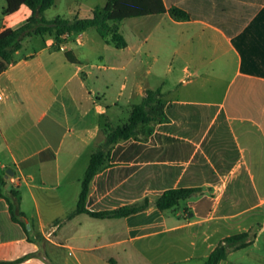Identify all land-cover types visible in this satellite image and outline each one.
Masks as SVG:
<instances>
[{"label": "crops", "instance_id": "crops-1", "mask_svg": "<svg viewBox=\"0 0 264 264\" xmlns=\"http://www.w3.org/2000/svg\"><path fill=\"white\" fill-rule=\"evenodd\" d=\"M85 5L79 8L83 15L75 16H90L97 6ZM31 13V9L22 4L14 12L3 15L0 32L17 26ZM128 21L129 33L124 29ZM163 22L179 26L178 46L172 49V59L175 54L194 53L186 45L187 34L199 31L208 38L206 58L222 55L230 60L234 73L229 93L222 100L183 98L179 93L170 97L173 89H179L177 82L183 83L185 78L175 73L172 61L162 71H154L160 50L152 44L155 38L152 41L151 38ZM119 31L128 42L122 48L106 42L98 31L95 33L90 28L64 34L59 44L53 34L26 37L15 53L16 61L0 73V94L3 95L0 100V172L7 179L6 190L12 187L21 190V209L32 224L31 237H28L23 226L12 219L6 199L0 197V264H203L224 237L244 231L249 233L250 244L231 248L218 264H264V74L243 72L242 56L231 36L203 19L177 20L167 10L125 18L119 23ZM66 50L77 60H69ZM144 55H151L153 61L139 78L140 70L145 67ZM183 70H188L187 66ZM152 74L155 77H150ZM90 82L94 85H89ZM157 88H161L167 104L175 101L218 104L225 112L231 150L239 152L237 160L226 175L221 174L213 159L217 150L214 148L208 153L201 146L204 134L198 136L193 132L191 138L196 149L200 147L206 156L204 164L211 172L210 178L200 184V190L183 200L187 210L176 209L179 204L161 210L155 205L159 191L146 186L151 172L147 169L149 158H142L144 150L123 158L129 141H118L112 151L119 144L125 147L117 149L115 159L97 174L91 183L90 195L97 200L109 192V183L114 181L117 186L136 176L142 195L128 202L148 197L151 203L128 216L99 218L124 219V229L113 225L109 233L100 234L102 243L85 245L82 249L107 248L109 254L99 256L100 262L91 254L89 262L81 258L78 262H69L66 248L73 247L70 242L81 229L77 226L73 232L64 233L63 227L87 213L66 219L72 209L66 211L65 217H57L58 211L52 203L58 195L49 190L62 187L85 148L90 143L94 146L102 128L115 123L118 107L124 104L133 107L143 100L149 89ZM164 123L151 122L132 141L147 144L151 135L160 131L185 135L187 126L183 123H177L176 132L174 126L168 130L162 128ZM166 123L172 126L175 121ZM240 169L248 174L257 202L245 206L246 202H251L249 196L232 193L227 196L228 211L225 212L220 208L225 188ZM240 179L243 184L245 176ZM100 183L104 185L100 187ZM81 190H74L77 202ZM27 203L34 206L26 207ZM82 231V236H91Z\"/></svg>", "mask_w": 264, "mask_h": 264}, {"label": "trees", "instance_id": "trees-1", "mask_svg": "<svg viewBox=\"0 0 264 264\" xmlns=\"http://www.w3.org/2000/svg\"><path fill=\"white\" fill-rule=\"evenodd\" d=\"M55 2L56 0H6L3 15L14 12L22 4H26L32 13L17 26L7 27L0 32V73L16 61L15 53L22 47L26 37L53 34L59 44L66 33L94 27L106 42L122 48L128 44L119 31V23L123 19L168 10L177 20L203 19L220 27L231 36L233 44L239 50L242 71L264 74V0H107L104 5H97L90 16L67 18L57 15L47 18L45 11ZM65 54L69 60H77L70 50H66ZM171 120L175 121L172 126L166 123ZM158 121H165L162 128L167 130L174 126L175 132L178 131L177 123H183L187 126L185 135L160 131L152 134L147 144L132 141L148 124ZM193 132L198 136L204 134L201 146L208 153L211 154L214 148L217 150L213 159L220 173L226 175L237 160L239 152L236 150L235 154L231 150L228 140L230 130L224 110L218 104L177 101L167 104L161 88L149 89L143 100L133 105L127 122L118 125L108 123L102 128L101 133L105 135V139L99 142L98 136L94 141V150L82 178L77 205L67 214L66 219L79 213L98 218L122 217L142 211L150 205L148 197L139 202H128V199L142 195V188L136 184V176L127 178L117 186H114V181L109 183V192L97 200L90 195V186L97 174L111 164L117 149L125 147L119 144L112 151L115 143L120 140L129 141L123 158L141 150H144L142 158H149L147 169L150 168L151 172L146 186L159 191L155 200L159 209L173 208L192 196L200 190V184L210 178L208 175L211 173L204 164V152L200 147L196 149L191 138ZM242 176H245L243 184L240 179ZM213 180L217 181L216 178ZM6 183L7 179L0 172V197L6 199L12 219L20 223L28 237H31L32 224L21 209L22 192L16 187L6 190ZM101 185L102 183L100 187ZM232 193L248 195L251 202H246L245 206L257 202L255 189L243 169L235 171L225 188L220 204L225 212L228 211L227 196ZM248 237L249 233L246 231L224 237L203 264H218L227 257L231 248L250 244Z\"/></svg>", "mask_w": 264, "mask_h": 264}, {"label": "rangeland", "instance_id": "rangeland-1", "mask_svg": "<svg viewBox=\"0 0 264 264\" xmlns=\"http://www.w3.org/2000/svg\"><path fill=\"white\" fill-rule=\"evenodd\" d=\"M106 0H56L54 5L46 9L45 16L47 18H54L57 15H62L67 18H72L75 15H83L80 11V7L90 5H103ZM6 0H0V28L3 22V7L5 6ZM81 5V6H80ZM127 24L130 22L124 23V29L127 33ZM178 28L176 24H167L163 22L159 25L157 30L154 32L151 41L155 38V42L152 43L156 48H159L160 59L155 62L153 66L154 71H162L166 67L167 63L172 61L174 70L176 74H179V77H184L185 82H177L178 90L173 89L170 97H175L178 93L183 98L190 99H218L222 100L225 95H228L230 86L229 83L233 77V70L231 67L230 60L225 56H219L214 59L206 58V51L208 50V38L206 34L201 35L199 31H192L195 33H189L188 41L186 45L194 51L188 53L175 54L173 57V47L178 46ZM93 32H97V29L92 27L90 28ZM31 44L29 45V47ZM28 47V46H27ZM28 47V48H29ZM153 61L151 55H144V69L140 70L139 78L145 75V72L148 68L150 62ZM187 66L188 70L184 71L183 67ZM97 70V69H95ZM150 77H155L151 75ZM168 83H171V80H168ZM203 84V86L201 85ZM93 86V83H89ZM104 101V100H103ZM116 116L114 118V124H123L128 121L132 106L124 104L117 108ZM105 135L100 133L98 141H103ZM86 150L81 154L80 159L77 160L74 164L72 171L68 178L64 179L62 187L58 189H50L49 192L58 195L57 200H53L52 205L56 208V211L59 218L65 217L66 211H70L76 207L77 196H74V190H81V179L84 177L86 168L88 166L89 156L94 149L93 144H89ZM67 188V189H66ZM65 191L67 193H61ZM60 193V194H58ZM185 201L179 204L176 209L187 210L185 209ZM45 204L42 203V206ZM48 205V204H47ZM33 207L34 204H26V207ZM47 209V207H46ZM48 211V210H46ZM119 219H99L91 217L87 214H81L67 227H63L64 233L73 232V229L77 226L80 227L81 231L77 235L76 239L70 242L73 247L66 248V255L68 256L69 262H78L77 259H82L84 262H89L88 257L91 254V257L97 258L99 261V256L108 255L107 248H96L94 250H84L83 246L88 245H99L103 242V239H100V234L109 233V229L113 228V225L117 227H122L124 229V219L116 221ZM114 222H117L116 224ZM81 223V224H79ZM84 230L87 233H90L91 236H82L81 233ZM107 230V231H106ZM93 243V244H90ZM102 262V261H101Z\"/></svg>", "mask_w": 264, "mask_h": 264}, {"label": "built area", "instance_id": "built-area-1", "mask_svg": "<svg viewBox=\"0 0 264 264\" xmlns=\"http://www.w3.org/2000/svg\"><path fill=\"white\" fill-rule=\"evenodd\" d=\"M1 99H3V95H2V94H0V100H1Z\"/></svg>", "mask_w": 264, "mask_h": 264}, {"label": "water", "instance_id": "water-1", "mask_svg": "<svg viewBox=\"0 0 264 264\" xmlns=\"http://www.w3.org/2000/svg\"><path fill=\"white\" fill-rule=\"evenodd\" d=\"M7 172L9 173V172H10V170H7ZM6 176H8V174H6Z\"/></svg>", "mask_w": 264, "mask_h": 264}]
</instances>
